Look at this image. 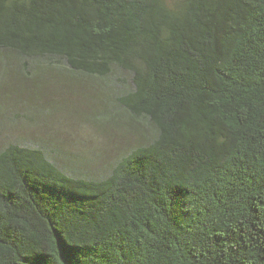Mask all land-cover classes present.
<instances>
[{"label":"trees","instance_id":"obj_1","mask_svg":"<svg viewBox=\"0 0 264 264\" xmlns=\"http://www.w3.org/2000/svg\"><path fill=\"white\" fill-rule=\"evenodd\" d=\"M2 58L1 98L38 64L114 83L131 148L95 180L0 148V264H264V0H0Z\"/></svg>","mask_w":264,"mask_h":264},{"label":"rangeland","instance_id":"obj_2","mask_svg":"<svg viewBox=\"0 0 264 264\" xmlns=\"http://www.w3.org/2000/svg\"><path fill=\"white\" fill-rule=\"evenodd\" d=\"M33 67L35 80L40 81V84L32 86L28 82H19L17 93L8 98L0 96V141L10 134L17 137H13L11 142H5L0 148L2 149L8 143L39 148L66 174L83 176L84 172V177L87 179H94L93 177L96 176L94 168L87 167L88 159L93 158L94 155L97 157L102 152L105 156L102 157L98 168H101V174L107 173L106 171L112 165L110 162L114 161L116 154L122 151L121 154L126 155L131 148L122 138L117 137L125 129L123 125L125 118L122 125L117 128L109 120L105 123L106 127L103 126L101 129L99 125L102 114L105 117H111L118 111L116 108L112 112L107 107L106 99L113 96L112 91H115V87L111 88L115 84L110 82L103 84L99 78L87 80L77 76L70 80L69 76H63L67 74L65 65H61V68H50L43 64ZM7 68H9L8 71L16 69L15 71L23 72L19 63H9L6 67L5 58H2L0 59V80L4 77L2 72ZM85 89L89 93H95V99H98V104H101V112L94 108L98 105L95 101L92 105L84 101ZM101 89H104L102 92H105L106 97L99 92ZM71 90L73 95L68 94ZM5 101L8 106L4 104ZM77 109L85 113L88 122H84L85 117L81 112L77 113ZM18 111L21 116L16 118ZM92 118L96 121L93 125H91ZM70 160L80 161L86 167H73L68 163ZM107 163V167L103 169Z\"/></svg>","mask_w":264,"mask_h":264}]
</instances>
